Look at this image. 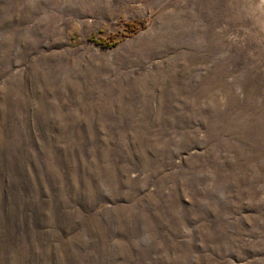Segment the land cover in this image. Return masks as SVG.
Segmentation results:
<instances>
[{"label": "rangeland", "instance_id": "374dc122", "mask_svg": "<svg viewBox=\"0 0 264 264\" xmlns=\"http://www.w3.org/2000/svg\"><path fill=\"white\" fill-rule=\"evenodd\" d=\"M0 264H264V0H0Z\"/></svg>", "mask_w": 264, "mask_h": 264}, {"label": "trees", "instance_id": "16d2710c", "mask_svg": "<svg viewBox=\"0 0 264 264\" xmlns=\"http://www.w3.org/2000/svg\"><path fill=\"white\" fill-rule=\"evenodd\" d=\"M138 26H139V23H137V22L127 23V24H124V27H125L124 30H125L127 33H129V34H130V33H135V32L138 31V28H139ZM97 44L100 45V46L103 47V48H114V47L117 46L118 42H117V41H114V40H109V41H107V40H101V39H100V41H98ZM31 227H32V226H31ZM25 234H26V233L23 234V235H24V239L22 240V241H23L22 243H23V245H24V247H25L26 249H30V246L26 243V240H28V239H26ZM35 250H38L37 247L35 248ZM5 253H6V252H5V250H4V254H5ZM61 256H63V254H61ZM6 257H7V256H4V257H3V260L1 259V261L5 262Z\"/></svg>", "mask_w": 264, "mask_h": 264}]
</instances>
